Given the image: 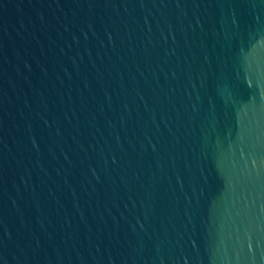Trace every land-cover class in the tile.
Listing matches in <instances>:
<instances>
[{
  "label": "water",
  "instance_id": "water-1",
  "mask_svg": "<svg viewBox=\"0 0 264 264\" xmlns=\"http://www.w3.org/2000/svg\"><path fill=\"white\" fill-rule=\"evenodd\" d=\"M0 264H264V0H0Z\"/></svg>",
  "mask_w": 264,
  "mask_h": 264
}]
</instances>
